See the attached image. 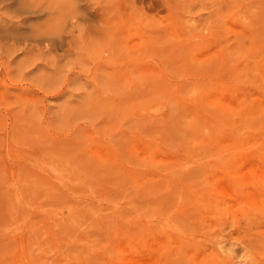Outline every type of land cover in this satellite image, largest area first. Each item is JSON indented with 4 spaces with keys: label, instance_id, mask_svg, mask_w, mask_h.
Listing matches in <instances>:
<instances>
[{
    "label": "rangeland",
    "instance_id": "obj_1",
    "mask_svg": "<svg viewBox=\"0 0 264 264\" xmlns=\"http://www.w3.org/2000/svg\"><path fill=\"white\" fill-rule=\"evenodd\" d=\"M0 264H264V0H0Z\"/></svg>",
    "mask_w": 264,
    "mask_h": 264
},
{
    "label": "bare ground",
    "instance_id": "obj_2",
    "mask_svg": "<svg viewBox=\"0 0 264 264\" xmlns=\"http://www.w3.org/2000/svg\"><path fill=\"white\" fill-rule=\"evenodd\" d=\"M181 110V109H180ZM175 111V110H174ZM177 111V110H176ZM165 126V125H164ZM163 127V126H162ZM169 129V128H168ZM181 189V188H180ZM158 192H161V189L158 191ZM157 193V192H156ZM155 195V194H154ZM166 198V197H165ZM176 199V198H175ZM177 200V199H176Z\"/></svg>",
    "mask_w": 264,
    "mask_h": 264
}]
</instances>
